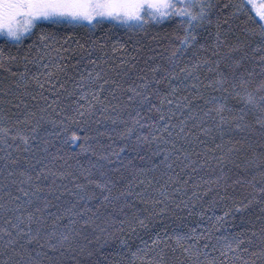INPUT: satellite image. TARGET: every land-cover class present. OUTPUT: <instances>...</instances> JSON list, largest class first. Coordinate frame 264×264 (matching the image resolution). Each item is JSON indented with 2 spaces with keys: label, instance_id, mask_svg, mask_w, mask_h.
<instances>
[{
  "label": "snow or ice",
  "instance_id": "obj_1",
  "mask_svg": "<svg viewBox=\"0 0 264 264\" xmlns=\"http://www.w3.org/2000/svg\"><path fill=\"white\" fill-rule=\"evenodd\" d=\"M0 36V264H264V0H0Z\"/></svg>",
  "mask_w": 264,
  "mask_h": 264
},
{
  "label": "trees",
  "instance_id": "obj_2",
  "mask_svg": "<svg viewBox=\"0 0 264 264\" xmlns=\"http://www.w3.org/2000/svg\"><path fill=\"white\" fill-rule=\"evenodd\" d=\"M123 30H120V34H122ZM4 38L0 39V43H3ZM202 139H205V142L208 144L209 149L213 146L214 141L212 140L211 137H201ZM106 139V138H104ZM59 143V142H57ZM70 150L72 152H76L78 150L79 145L78 144H73L70 145ZM199 147V146H197ZM209 155H212V153L209 151ZM201 158L203 157V154L201 153ZM81 163L86 164L87 163V159H88V154H82L79 157ZM192 159H196L195 155L192 157ZM60 161H57V166L60 165ZM70 164L75 163V160H70L69 161ZM180 163V162H177ZM192 167H196V165H193ZM178 170V169H177ZM189 173H191V177L189 180V191L194 190L192 189V185L193 184H199L201 187H207L208 185L205 183V181H208L210 179H213L215 176L220 174V166L216 165L214 161L209 160V162L207 164L201 165L200 167L196 168L195 172H192L191 168H187L185 169L184 173H182V176L184 178H188ZM250 178V177H249ZM259 179V178H257ZM230 191H235V189H230ZM255 210V209H253ZM239 222V221H238ZM110 250V249H109Z\"/></svg>",
  "mask_w": 264,
  "mask_h": 264
},
{
  "label": "rangeland",
  "instance_id": "obj_3",
  "mask_svg": "<svg viewBox=\"0 0 264 264\" xmlns=\"http://www.w3.org/2000/svg\"><path fill=\"white\" fill-rule=\"evenodd\" d=\"M4 37L0 36V39H3Z\"/></svg>",
  "mask_w": 264,
  "mask_h": 264
}]
</instances>
